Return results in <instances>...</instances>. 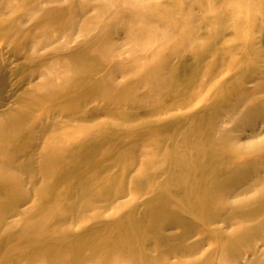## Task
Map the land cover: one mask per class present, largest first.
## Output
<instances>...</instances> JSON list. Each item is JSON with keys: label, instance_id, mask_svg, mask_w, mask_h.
<instances>
[{"label": "bare ground", "instance_id": "obj_1", "mask_svg": "<svg viewBox=\"0 0 264 264\" xmlns=\"http://www.w3.org/2000/svg\"><path fill=\"white\" fill-rule=\"evenodd\" d=\"M173 3L0 0V264H264V0Z\"/></svg>", "mask_w": 264, "mask_h": 264}, {"label": "rangeland", "instance_id": "obj_2", "mask_svg": "<svg viewBox=\"0 0 264 264\" xmlns=\"http://www.w3.org/2000/svg\"><path fill=\"white\" fill-rule=\"evenodd\" d=\"M176 1H178V0H127V2L125 3L124 0H76V2L78 4H80L82 6L83 5L84 6H88V11L90 10L89 11V15L90 16H96L97 15L96 17H100V18H102L104 20L107 19V14H105V15L102 14L103 16L101 17V13H102L103 10L105 11V8L106 9L109 8L112 11L121 10L120 8L123 9V8H126V7L134 8V9H140L142 6H146L147 4H150L151 6H153V4H155L154 5V8H155L157 6H162V5H167V4H174L173 2L176 3ZM188 1L189 2H199V1L206 2V1H209V0H188ZM122 3L124 5H120ZM238 5H240V4H238ZM101 8H104V9H101ZM164 19L166 20L167 18H164ZM124 25H125V23H123V22H118L117 24H115L113 32H114V34L115 33L116 34L113 36V38L116 39L119 36L123 37L126 34H128V32L132 31L133 28H132L131 24H126L125 26ZM192 26L189 23L187 25H185V26H183V24H182L178 28H176V26L174 24L170 25L169 27L167 26L168 28L164 29L163 32H161L160 36L155 38L156 39V43H158L159 41L162 42L163 40H166L167 37H170V36H174L175 38H181V39L185 38V39H187L190 36H192V33H191V27ZM96 35H99V30L98 29L97 30H92L91 32H89L87 38L86 37L83 38L84 36H81V35L79 36L78 35L79 37L77 39V43H75L74 46L79 44V43L86 44L87 42H89V40H91V38L93 39V37H95ZM62 42H63V44L67 43L63 39H62ZM153 43H155V42H152V43L151 42H145L144 44L139 45V46H136V45H134V46H126L125 48H123L121 50V52H119L120 59H122V60L127 59L128 57H131V55L139 56L140 53L137 52L138 50H141V51L142 50H150V49L153 48ZM156 43H155V45H157ZM68 47L72 48L73 44H71V46L68 45ZM59 70L62 71L61 68Z\"/></svg>", "mask_w": 264, "mask_h": 264}]
</instances>
